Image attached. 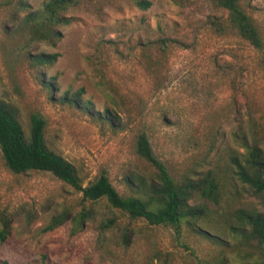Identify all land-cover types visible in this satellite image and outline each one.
Instances as JSON below:
<instances>
[{"label": "rangeland", "instance_id": "374dc122", "mask_svg": "<svg viewBox=\"0 0 264 264\" xmlns=\"http://www.w3.org/2000/svg\"><path fill=\"white\" fill-rule=\"evenodd\" d=\"M48 1L0 0V99L24 128L43 117L49 147L85 186L106 172L126 197L156 181L136 152L145 132L177 181L212 169L221 199L192 198L208 206L194 224L151 225L105 198L85 200L51 172L13 173L0 147V231L9 221L0 264H264V243L239 217L264 214V199L232 161L246 146L264 151V48L214 0H149L146 10L135 0H83L59 38L37 40L26 16ZM239 2L264 39V0ZM41 54L58 58L42 65ZM58 216L65 221L46 230Z\"/></svg>", "mask_w": 264, "mask_h": 264}, {"label": "trees", "instance_id": "16d2710c", "mask_svg": "<svg viewBox=\"0 0 264 264\" xmlns=\"http://www.w3.org/2000/svg\"><path fill=\"white\" fill-rule=\"evenodd\" d=\"M83 0H49L42 10L26 16L32 37L42 41H52L61 36L60 27L70 24L66 12ZM215 4L228 12L231 25L238 34L257 50H263L262 33L251 15L240 5L239 0H214ZM143 10L152 6L149 0H135ZM169 39H160L161 45L168 46ZM58 54L37 55V61L50 64L57 60ZM47 88L53 91L49 82ZM76 101V99H72ZM108 115V113H106ZM0 147L6 166L15 174L32 170L48 171L77 191L83 193L85 200L107 199L114 208L127 212L131 218H144L151 225H169L180 228L183 222L194 224L207 215L206 203L191 204L196 195L206 202L219 203L221 183L212 169L197 178L186 177L177 181L166 163L160 160L145 132L137 136V154L156 169V181L146 187L141 195L123 196L103 172L94 182L85 186L76 167L62 155L49 147L46 141V120L33 114L28 131L18 118L16 110L0 99ZM243 159L235 156L232 161L240 180L249 185L256 195L264 199V151L259 146H246ZM239 217L246 220L252 235L264 243V214L246 210L239 211ZM65 221L64 216L54 217L46 230H54ZM9 221L0 231L4 241L9 233Z\"/></svg>", "mask_w": 264, "mask_h": 264}]
</instances>
